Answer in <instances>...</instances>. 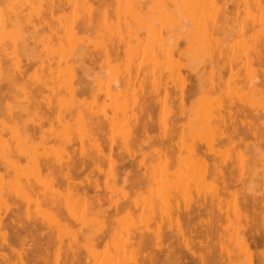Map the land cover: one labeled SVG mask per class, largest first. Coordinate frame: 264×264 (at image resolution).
I'll list each match as a JSON object with an SVG mask.
<instances>
[{
	"label": "rangeland",
	"instance_id": "obj_1",
	"mask_svg": "<svg viewBox=\"0 0 264 264\" xmlns=\"http://www.w3.org/2000/svg\"><path fill=\"white\" fill-rule=\"evenodd\" d=\"M0 1V264H264V0Z\"/></svg>",
	"mask_w": 264,
	"mask_h": 264
},
{
	"label": "bare ground",
	"instance_id": "obj_2",
	"mask_svg": "<svg viewBox=\"0 0 264 264\" xmlns=\"http://www.w3.org/2000/svg\"><path fill=\"white\" fill-rule=\"evenodd\" d=\"M190 1V0H189ZM1 2V1H0ZM74 2V1H73ZM188 2V1H187ZM74 4V3H73ZM197 5V4H196ZM202 5V4H201ZM226 5H228V3H226ZM73 6V5H72ZM191 6V5H190ZM189 6V7H190ZM188 7V8H189ZM191 10V9H190ZM214 10V9H213ZM191 12V11H190ZM228 13V12H227ZM221 14V13H220ZM95 21V20H94ZM219 22V21H218ZM67 23V22H66ZM223 23H225V22H223ZM230 23V22H229ZM9 24V23H8ZM67 24H69V23H67ZM222 24V23H221ZM224 25V24H223ZM222 25V26H223ZM227 25V24H226ZM231 25V24H230ZM67 29V28H66ZM220 29H222V28H220ZM217 31V30H216ZM64 32V31H63ZM65 34H66V32H65ZM66 37H67V35H65ZM67 40V39H66ZM39 42V41H38ZM140 47V46H139ZM223 53V51H221V54ZM61 55V54H60ZM230 56V55H229ZM152 57V56H151ZM150 57L148 56V59H149ZM59 59V58H58ZM150 59H154V58H150ZM226 60V59H225ZM230 60V59H229ZM259 61H260V64L262 65V66H264V58L262 57V58H260L259 59ZM60 62V61H59ZM227 62H228V60H227ZM141 63H143V62H141ZM236 62L234 61V59H231L229 62H228V65H229V70H230V72L231 73H229V74H231L233 77L235 76V74H234V72H233V68L234 67H232L233 66V64H235ZM20 67H21V63L20 62H17V68L18 69H20ZM55 73V72H54ZM230 75V76H231ZM231 76V77H232ZM254 76H255V74H254ZM128 81V80H127ZM262 82V84L264 85V69H256V76H255V78H254V81H253V83H252V81H251V84H252V87H254L255 88V90H257V88H258V84H260ZM258 83V84H257ZM107 92V91H106ZM251 92V91H250ZM228 106V105H227ZM227 106L225 105V107H223V109L224 110H226V114H227V111H228V109H230L229 107L230 106H228V108H227ZM232 107V106H231ZM235 111V110H234ZM239 111V110H238ZM18 112V111H17ZM222 112V111H221ZM224 112V111H223ZM229 113V115H232L231 117H230V119H228L227 117H229L228 116V114H227V117L223 114L222 116H221V118H219V120H217V121H219V126L220 127H222L221 128V134L222 135H220V137H221V139L219 140V143L221 142V143H223V142H225V141H234V136L235 135H237L238 137H239V140H240V142L243 140V139H245V138H243V136L241 137V135H243L244 134V136H245V133L247 132L248 133V131H246L245 129H243L242 130V128L240 127V126H238V124L237 123H235L236 122V120L234 119V115H235V112H233V110H232V108L228 111ZM89 120V119H88ZM0 123H1V120H0ZM171 123V122H170ZM240 127V128H239ZM245 127V126H244ZM232 129L233 131V134H231L230 132L228 133V131L227 130H229V129ZM245 130V132L243 133V131ZM227 131V132H226ZM246 133V136L248 135L249 136V133H250V137H252L253 135H254V137H256L255 135L257 134L256 133V131L254 132V131H252V129H250L249 130V133L247 134ZM252 133V134H251ZM254 133V134H253ZM235 134V135H234ZM234 135V136H233ZM258 135V134H257ZM245 136V137H246ZM247 136V137H248ZM246 137V138H247ZM223 141V142H222ZM244 141L245 140H243V142H241L240 144H242V143H244ZM235 143H237L236 141H235ZM207 155V154H206ZM164 157H166L165 155H163ZM214 165V164H213ZM203 167V166H202ZM62 168H63V166H62ZM65 168V167H64ZM64 168L63 169H61V171L62 172H60V176L63 178V179H66V180H68V178L70 179L72 176H73V172L71 171V169L72 170H74V165H73V168L71 167L70 168V166H68L67 167V170H64ZM66 169V168H65ZM214 169H215V167H214ZM216 170H218V169H216ZM176 171V173H177V170H175ZM222 175V181L224 182V187L226 188V190H227V187H229V184L231 183H229L228 182V178L225 176L226 174V172H223L222 170H218ZM226 171V170H225ZM191 172V171H190ZM189 172V173H190ZM72 173V174H71ZM186 175H187V173H186ZM189 175V174H188ZM147 176V175H146ZM145 176V177H146ZM185 177V176H184ZM73 178V177H72ZM176 178V177H175ZM178 179V178H177ZM159 180H160V178H159ZM182 181V180H181ZM184 181V180H183ZM168 183H169V181H168ZM169 184H171V182L169 183ZM176 185H177V183H175ZM184 184V183H183ZM178 187V186H177ZM257 201V200H256ZM258 203V202H257ZM247 205H248V203H247ZM206 207V206H205ZM258 207V206H257ZM202 208H203V205H202ZM201 210V209H200ZM202 213V212H201ZM250 214V213H249ZM189 215H190V213H189ZM177 220H179L178 222H177V225L179 226V227H181V225H182V223H181V220L180 219H178L177 218ZM176 220V221H177ZM255 220V219H254ZM207 221V220H206ZM205 222V221H204ZM207 224H209L208 222H206ZM257 223V222H256ZM211 225V224H210ZM214 225V224H213ZM258 226V225H257ZM206 227V226H205ZM207 229H211L210 227L208 228V227H206ZM217 229H218V227H217ZM261 229V228H260ZM212 231V230H211ZM162 231H159V233L157 234V236L159 237H157V240H159L160 239V241H158V243H159V245L161 244V246H159V249H161V250H163V249H165L166 248V244L164 245L165 246V248L164 247H162L163 245V243H165V241L163 240V239H165V236L164 235H162L163 234V232H162V234H160ZM194 232V231H193ZM203 233V232H202ZM205 234V233H204ZM207 234H208V232H207ZM210 234V233H209ZM150 235V234H149ZM148 235V236H149ZM162 235V236H161ZM214 234L212 233V235L211 236H213ZM216 235V234H215ZM144 236V238H145V235H143ZM147 236V237H148ZM150 236H152V235H150ZM262 236V235H261ZM196 237V236H195ZM257 237V236H256ZM101 238V237H100ZM143 238V239H144ZM150 238H152V237H150ZM161 239L163 240V241H161ZM189 239H190V237H189ZM213 239V238H212ZM152 240H153V238H152ZM152 240H151V242H152ZM191 240V239H190ZM215 240V239H214ZM213 240V241H214ZM259 240H260V238H259ZM148 241V240H147ZM212 241V242H213ZM232 241H233V239H232ZM191 242V241H190ZM146 243V242H145ZM145 243H144V245H145ZM192 243V242H191ZM257 243H259V242H257ZM147 244H148V242H147ZM208 244H210V243H208ZM41 246H39L38 244L36 245V247H38V248H40V247H42L43 248V246H42V244H40ZM211 245H212V243H211ZM257 245H261V246H264L261 242L259 243V244H257ZM236 246V245H235ZM240 246H241V251H242V253L244 252V253H246L247 255H249L250 257H252V251L250 250V247H251V245H250V247H249V244L247 243V241H246V239L245 238H243L242 240H241V242H240ZM258 246V247H259ZM257 247V246H256ZM257 247V248H258ZM147 248H148V245H147ZM39 251H40V249H38ZM38 250H36V251H38ZM168 250V249H167ZM190 250V249H189ZM216 250V249H215ZM35 251V252H36ZM164 251V250H163ZM211 252V251H210ZM130 253V252H129ZM183 253V252H182ZM133 254V253H132ZM216 254V253H215ZM234 254V252H233V250H229V255H233ZM77 255V254H76ZM218 254H216V256H217ZM255 255V254H254ZM253 255V256H254ZM132 256V255H131ZM171 256V255H170ZM183 257V256H182ZM212 256H210V258H211ZM178 258V257H177ZM181 258V257H180ZM208 258V257H207ZM130 259V258H129ZM200 259H201V262H202V264H209L208 263V259L206 260V258L204 257V256H200ZM220 259V258H219ZM218 259V260H219ZM225 259V258H224ZM138 260V259H137ZM180 260V259H179ZM190 260V259H189ZM212 260V259H211ZM210 260V261H211ZM194 261V260H193ZM195 261H197V260H195ZM209 261V262H210ZM219 261H221V260H219ZM234 261V260H233ZM236 261V260H235ZM26 261H24V263H25ZM177 262V261H176ZM180 262V261H179ZM187 262V261H186ZM217 262V261H216ZM232 262V261H231ZM36 263V262H35ZM73 263H75V261L73 262ZM255 263V262H254ZM25 264H27V263H25ZM186 264V263H185Z\"/></svg>",
	"mask_w": 264,
	"mask_h": 264
}]
</instances>
